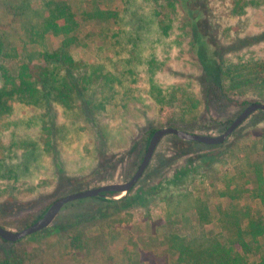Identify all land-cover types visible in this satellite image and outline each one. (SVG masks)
Here are the masks:
<instances>
[{
	"label": "rangeland",
	"instance_id": "374dc122",
	"mask_svg": "<svg viewBox=\"0 0 264 264\" xmlns=\"http://www.w3.org/2000/svg\"><path fill=\"white\" fill-rule=\"evenodd\" d=\"M22 1L29 5L23 17L5 13H13ZM50 1L72 9L73 32L68 38L51 32L42 41L29 42L24 22L40 28L53 8L46 4ZM196 2L203 10L199 30L207 50L193 47L188 16L177 0L170 5L167 0H0L4 49L0 88L6 83L5 75L19 82L22 64L38 81L34 97L13 95L3 101L0 111V226L20 231L61 196L128 181L142 159L151 129L174 127L218 136L248 104L264 103V0ZM95 11L112 15L100 20L93 16ZM63 42L81 67H75L73 74L85 71L89 77L84 84L75 83L74 92L63 96V101L54 91L52 100L46 99L47 90L57 91L59 85L40 79L52 68L41 53L51 54ZM206 54L214 67L222 64L224 70L236 69L242 77L238 87L226 90L227 97L219 92L208 95L214 89L212 79L200 62ZM187 163L198 168L187 192L205 204L198 208L210 211V222L197 223L194 202H182L172 211L166 202L155 201L145 209L131 205L140 188L157 185ZM258 167L264 183L261 111L252 113L222 144L211 148L164 136L125 201L129 209L96 197L74 201L77 207L67 209L69 203L45 230L13 243L0 240V264H6L9 255L20 264H59V258L64 259L61 264H73L67 244L76 232L82 233L88 246V252L76 254L80 259L99 248L91 255L109 254L115 257L114 264H123L118 260L120 253L136 250L140 260L130 256L133 264H172L173 256L165 249L167 223L185 224L180 233L188 240L197 241L202 231L216 233L217 211L229 203L219 193L230 196L235 190L241 195L239 203H248L255 213L259 201L249 193ZM108 233L114 240H106ZM259 241L264 250V237ZM258 258L248 256L250 264Z\"/></svg>",
	"mask_w": 264,
	"mask_h": 264
},
{
	"label": "trees",
	"instance_id": "16d2710c",
	"mask_svg": "<svg viewBox=\"0 0 264 264\" xmlns=\"http://www.w3.org/2000/svg\"><path fill=\"white\" fill-rule=\"evenodd\" d=\"M177 1L188 16L193 34V47L196 50L199 48L207 50V43L202 40L199 30L203 10L198 7L199 5L196 2L197 0ZM22 2L24 3L21 5L16 4L14 6L15 10L12 11L13 13L10 11H5V13H8L13 17L20 14V16L23 17L24 12L28 10L27 8L29 5L25 1ZM170 2L171 0H167L168 5H170ZM46 4L48 7H51L53 4V8H49L48 15L41 20L40 28L38 25L29 21L24 22V26H22L23 23L21 24L24 31H26L25 37L29 42H36L39 40L42 41L44 37L51 32L55 35L62 34L64 37L66 36L68 38L69 34L73 32L75 28V22L73 20L74 13L69 6L65 4L53 3L51 1ZM111 15L112 13L108 11H95L93 13L95 18L106 21L111 18ZM85 16L88 17L91 15L87 14ZM67 42L70 43V39H68ZM68 46L69 45L67 43L65 44V42H63L61 47L58 50L56 49L53 53H41L43 60L46 62L50 61L52 68L46 71V73L40 74V79L44 78L45 83H48L49 81L50 83H58L59 85L57 91L52 88L47 90L48 93L43 95L46 99L49 97L52 100V92L54 91L55 93L57 92L58 96L62 98L61 101H63V96L69 94L71 91L72 93L74 92L75 83L84 84L87 82L89 75L86 74L85 71H83V73L80 71L77 72V76L73 74L74 68H79L80 66L75 64L72 56H70L69 52L66 51ZM3 50L4 49L0 43V54H3ZM200 62L206 75L210 76V79H212V86L214 89L208 90V95L211 92L214 97L217 96L216 92H219L222 97H227L226 90L238 87L237 80H242L241 75L236 72V69L233 71H230V69L224 70L222 64H217V66L214 67L212 63L213 61L208 54H206L205 58L203 60L201 59ZM59 73H62V75H59ZM4 79L6 83L0 88L1 112L4 110L3 101L11 98L13 95L18 94L29 97L35 96L36 84H38V81H34L30 74L27 73L26 64H22L20 67V72L17 76V79L19 80L18 83H15V77H10L9 75H5ZM107 84L110 85L111 82H108ZM229 122H227V125ZM169 126L173 125L170 124ZM155 130L157 129H151L148 131L145 139V149ZM173 137L179 141L177 137ZM207 147L211 148L214 146ZM257 170L252 190L249 193L251 198L259 201V208L255 213H253L254 209L248 203H239L241 195L237 192V190H235L230 196L219 193L223 197H228L229 203L226 207L221 206L217 211L219 231L216 233H205L202 231L197 241L188 240L182 233H180V231L183 232L185 230V224L180 226L179 222L167 223L165 249L173 256L172 264H250L248 259L249 255L259 257L258 261L253 264H264V250H262L259 241L260 238L264 237V183L261 176V168L258 167ZM197 171L198 168L196 166L193 167L192 164L187 163L186 166L176 169L172 175L163 176L157 185L140 188L142 190H139V194L137 192L133 194L134 200L131 202V205L137 204V206H141L145 209L146 206L154 204L155 201L166 202V206L169 211H172L176 206L180 208L182 202H186L189 205L191 202H194L195 205H197V223L199 224V222H202L203 220V224L210 222L212 217L210 211L207 213L206 211L204 212L203 209L198 208L204 207L205 204L199 200H193L192 194L187 192V185L191 183L190 181H192L194 173ZM134 188L135 186L127 193L126 196L116 201L105 200L106 197L117 195L115 193H104L103 196L96 197V200L103 202L106 201L113 206H119L123 210L128 207V205L125 204V201L128 200V195L134 190ZM146 201H148L147 204H145ZM173 202L177 203L173 204ZM71 204L72 205L67 209L77 207V204L73 205L72 202ZM81 204L83 203H80V205ZM65 207L66 205L63 208ZM40 217L41 215L38 216L33 223ZM176 226H179L180 230H178ZM106 236H108L109 239L114 240V238H110L111 235H109V233ZM0 240L4 243H10L2 240L1 238ZM68 240L67 248L71 252L69 256L79 254L81 250L88 252L87 241H84L83 243V235L81 232H76L74 235H70ZM96 250L100 249L95 248L92 251L90 250L91 253L89 252L90 254L88 253L85 257H89L91 254L95 253ZM128 254V252L125 254L127 256V262L128 264H133L130 259V254ZM114 258L115 257L108 254L104 262H107L106 264H114ZM6 264H20V261L14 255H9Z\"/></svg>",
	"mask_w": 264,
	"mask_h": 264
},
{
	"label": "water",
	"instance_id": "95a60500",
	"mask_svg": "<svg viewBox=\"0 0 264 264\" xmlns=\"http://www.w3.org/2000/svg\"><path fill=\"white\" fill-rule=\"evenodd\" d=\"M256 111L264 112V103L254 102L248 104L218 136L193 134L174 127L157 129L151 135L142 159L136 171L128 181L123 183L106 184L61 196L50 204L45 213L39 219L20 231L14 232L0 226V238L6 242L13 243L46 229L51 225L62 208L71 202L86 198L101 197L104 193H115L117 195L127 194L133 189L144 174L159 142L164 136L173 135L182 141L197 142L207 146H217L222 144L252 113Z\"/></svg>",
	"mask_w": 264,
	"mask_h": 264
},
{
	"label": "crops",
	"instance_id": "0c3cea01",
	"mask_svg": "<svg viewBox=\"0 0 264 264\" xmlns=\"http://www.w3.org/2000/svg\"><path fill=\"white\" fill-rule=\"evenodd\" d=\"M106 238V240H109V237L108 236H104ZM151 240V239H150ZM109 243H113V241H109ZM128 253L130 254V256L134 259L136 257H138V260H140V256H139V253L135 250V251H128ZM136 253V255H135ZM92 257H87L85 258L84 260L83 259H80L77 257V255H71V259H72V263L73 264H81V263H86V264H89V262H92L91 264H102L108 255H104V254H100V255H91ZM64 259L62 258H59L58 259V263L61 264L63 262ZM118 260L120 263H123V264H128L127 260H126V256L123 254V253H120L119 257H118ZM126 260V262H125ZM133 263V262H132ZM142 264V263H141Z\"/></svg>",
	"mask_w": 264,
	"mask_h": 264
}]
</instances>
